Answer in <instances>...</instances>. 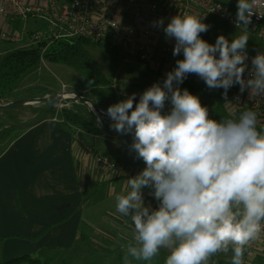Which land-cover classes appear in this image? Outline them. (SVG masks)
<instances>
[{"label": "clouds", "instance_id": "1", "mask_svg": "<svg viewBox=\"0 0 264 264\" xmlns=\"http://www.w3.org/2000/svg\"><path fill=\"white\" fill-rule=\"evenodd\" d=\"M261 6L264 0H238L241 34L231 42L223 35L215 44L202 39L209 29L202 17H173L163 30L176 41L173 55L184 58L138 103L133 93L107 109L111 128L133 136L130 150L146 165L115 197L117 212L134 225L124 264L152 261L162 249L169 251L165 264H209L230 251L231 264H243L246 247L264 237V129L257 113L249 109L218 121L198 96L179 87L196 74L225 96L239 84L241 93L264 97V53L252 59L250 78H244L248 26ZM167 102L172 107L165 114ZM145 188L158 208L145 206Z\"/></svg>", "mask_w": 264, "mask_h": 264}, {"label": "crops", "instance_id": "2", "mask_svg": "<svg viewBox=\"0 0 264 264\" xmlns=\"http://www.w3.org/2000/svg\"><path fill=\"white\" fill-rule=\"evenodd\" d=\"M218 1L229 3L238 11V0ZM166 10L163 18L169 14V8ZM205 24L209 29L200 35L210 44H215L221 35L231 42L241 34L238 28L213 16ZM141 28L150 30V34L144 36L145 41L158 48L163 45L159 24L144 22ZM248 36H254L250 29ZM6 44L0 43V49ZM246 49L253 54L264 53L249 40ZM142 66L141 75L148 82L144 87L161 84V77L166 78L176 67L165 66L157 73L149 65ZM180 86L226 115L235 116L250 109V94L242 103L233 102L237 84L230 87L225 96L223 88L210 89L198 75L189 74ZM134 87L141 86H125L122 93L127 97L133 93L141 96L143 89ZM258 126L264 128V112L258 115ZM82 137L86 147L73 138L70 127L48 119L11 139L0 151L1 261L27 255L57 264L63 255L72 260L86 259V264H124L125 247L132 240L134 225L130 218L117 212L115 197L126 193L127 179L136 176L146 165L130 150L131 134L103 133ZM98 140L108 145L100 147ZM90 149L110 158L122 169L98 165ZM143 193L145 206L158 208V201L150 197V189L145 188ZM167 255L169 251L162 249L152 261L132 260V264H165ZM72 260L62 259L61 264ZM231 261L230 251L217 254L209 264H231ZM245 264H264V237Z\"/></svg>", "mask_w": 264, "mask_h": 264}, {"label": "built area", "instance_id": "3", "mask_svg": "<svg viewBox=\"0 0 264 264\" xmlns=\"http://www.w3.org/2000/svg\"><path fill=\"white\" fill-rule=\"evenodd\" d=\"M167 8L169 14L163 18ZM237 12L231 4L218 0H0V43L12 44L17 46L15 48L41 46L40 60L44 62L47 49L54 43L84 40L105 49L117 50L134 63L149 65L150 69L159 73L165 66H177V60L184 58L182 52L179 56L173 55L176 41L168 38L163 30L173 17L196 15L202 17V22L205 23L213 16L237 28ZM129 17L131 21H128ZM17 18L23 22L21 28L14 23ZM161 20L163 26L160 30L164 43L158 48L144 40L150 30H142L141 25L144 22L156 25ZM30 21L41 22V27L29 30L27 24ZM248 28L264 42V6L256 9ZM246 52L248 70L245 71L244 78L248 79L252 59L258 54ZM249 94V90L241 93L240 85L237 84L233 102L242 103ZM250 109L257 115L263 113L264 97H252ZM98 126H101L100 122ZM82 134L85 132L75 129L73 138L86 147L81 139ZM90 152L98 165L122 169L109 158L92 149ZM150 197L155 199L151 195ZM260 240L246 247L243 264L256 252Z\"/></svg>", "mask_w": 264, "mask_h": 264}, {"label": "trees", "instance_id": "4", "mask_svg": "<svg viewBox=\"0 0 264 264\" xmlns=\"http://www.w3.org/2000/svg\"><path fill=\"white\" fill-rule=\"evenodd\" d=\"M84 42L86 41H58L47 49L44 61L48 64L63 65L73 70L80 79L78 90L104 100L108 103L109 107L127 99L128 97L122 93L125 84H114L112 80L102 74L96 64L89 58L84 47ZM41 50L42 47L38 46L5 49L1 52L0 100L7 97L41 98L54 94L51 90L38 86H27L17 89L21 78L29 70L40 64ZM113 51L117 52V50ZM166 78L161 77V86ZM150 87H143V93ZM139 99L140 96H137L136 103L139 102ZM100 104L104 106L102 103ZM204 104L209 109L210 118L218 121L225 118L236 119L241 114L239 113L235 116L226 115L216 111L208 102H204ZM23 109H27L32 115L27 123L21 125L20 118L23 115ZM53 118L59 119L63 126H76L93 135L103 134L105 133L104 130H111L108 128L112 124L111 121L103 117L98 120L85 103H63L62 106L54 105L53 107L51 105L17 106L0 112V139L8 135H14V138H16L36 124ZM98 122L103 125V128L98 126ZM258 128L264 129L259 126ZM0 264H48V261L42 262L39 259L25 255L5 261L0 260Z\"/></svg>", "mask_w": 264, "mask_h": 264}, {"label": "rangeland", "instance_id": "5", "mask_svg": "<svg viewBox=\"0 0 264 264\" xmlns=\"http://www.w3.org/2000/svg\"><path fill=\"white\" fill-rule=\"evenodd\" d=\"M128 21H131L130 17ZM14 23L16 24V26H18V28H21L23 25V22L18 18L15 19ZM27 27L28 29L40 28L41 22L34 23L30 21L27 24ZM249 41L251 44H253L256 47L259 46L260 50L264 51V42L258 39L257 37H255V35L252 38H249ZM15 47L17 46L12 45V44H6L3 49H0V53L2 52V50L12 49ZM84 47L89 55V58L92 60L94 64H96V66L99 68L102 74L106 78H109L110 80L115 82V84L122 83V84H125L126 87L140 85L141 87H134V88H138L139 90V89H143V87L145 86V83L146 84L148 83L146 79L141 75L143 66L135 65V63L131 59L126 58L120 52L118 51L116 52L110 49H105L101 45L92 44L89 42H84ZM246 50L250 51L249 49H246ZM79 82H80V79L78 75L70 68L63 66V65L48 64L46 61H44V62H40V64L35 66L33 69L29 70L21 78V80L18 82L17 89H21L27 86H38V87H43L48 90H51L52 92H54V94L64 92V91H73V92L76 91V92L85 93L81 90H78ZM48 96H51V95H48ZM75 102L76 104L84 103V102L73 101V100H65L63 103L75 104ZM171 107H172L171 103L167 102L163 112L165 114L170 112ZM8 109H12V107L0 110V112L8 110ZM22 114L23 115L20 118L21 125L27 123L32 115L31 112H29L27 109H23ZM95 115L99 120L102 117V115H98V114H95ZM53 119L60 122V120L59 119L57 120V118H53ZM99 127L103 128L102 126H99ZM70 129L72 131V134L75 131V129H80L81 131L85 132V134H82V136L93 135L76 126H71ZM82 136H81V139L86 143V141L83 139ZM13 138H14V135H8L7 137L0 139V151L3 150V148ZM104 144L108 145V143H106L103 140H98L97 142V145L100 147H102V145ZM103 148L105 150V146ZM100 155L103 156L102 154ZM103 157H106V156H103ZM62 259H66L67 261L72 260L62 255L60 256V259L56 261L57 264H61ZM47 261H48V264H52L51 260H47ZM73 262H75L74 264H86V259L81 261L79 257H77L76 260H72L71 263ZM71 263L68 262V264H71Z\"/></svg>", "mask_w": 264, "mask_h": 264}, {"label": "water", "instance_id": "6", "mask_svg": "<svg viewBox=\"0 0 264 264\" xmlns=\"http://www.w3.org/2000/svg\"><path fill=\"white\" fill-rule=\"evenodd\" d=\"M179 87H180L181 91H183L184 89H187L193 95L198 96L197 94H195L194 92H192L188 88H185L183 86H179ZM74 92H76V91H74ZM67 98L79 99V100H81L80 102L86 103L89 108H90V106L88 104V101H99V102H101L104 105V112L102 114V117L113 123L111 118L106 114L107 109L109 108L108 103L105 102L104 100L97 98V97H95L91 94H88L86 92L85 93L78 92V94H73V91H64V92L55 93L51 96H47V97H43V98L7 97V98L1 99L0 104L9 103L11 105L10 107H12V108L17 107V106H44V105H51V107H53L54 105L62 106L63 102ZM200 101H201L202 105L206 106L201 98H200ZM90 110H91V108H90ZM91 112L94 114V112L92 110H91ZM104 131H105V133H110V134L118 133L116 131H111V130H104Z\"/></svg>", "mask_w": 264, "mask_h": 264}, {"label": "bare ground", "instance_id": "7", "mask_svg": "<svg viewBox=\"0 0 264 264\" xmlns=\"http://www.w3.org/2000/svg\"><path fill=\"white\" fill-rule=\"evenodd\" d=\"M73 94H78V92H73ZM66 100L81 101L79 99H72V98H67ZM100 103L101 102H99V101H88V104H89L91 110L94 112V114H98V115L103 114L104 106H102ZM10 106L11 105L9 103L0 104V110H3L5 108H9Z\"/></svg>", "mask_w": 264, "mask_h": 264}]
</instances>
